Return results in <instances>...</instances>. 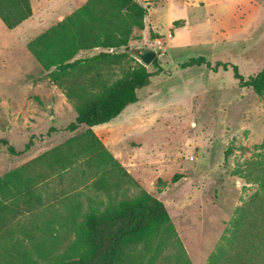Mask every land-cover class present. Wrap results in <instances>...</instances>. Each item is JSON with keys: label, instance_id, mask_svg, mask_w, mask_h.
<instances>
[{"label": "rangeland", "instance_id": "rangeland-1", "mask_svg": "<svg viewBox=\"0 0 264 264\" xmlns=\"http://www.w3.org/2000/svg\"><path fill=\"white\" fill-rule=\"evenodd\" d=\"M85 1L32 0L30 23L9 31L0 21V140L17 152L0 145V176L86 130H67L75 112L26 47ZM137 1L148 14L144 30L134 32L129 46L156 51L157 65L147 67L155 75L138 92V103L93 132L138 184L121 177L117 193L133 198L144 191L159 200L189 264H206L235 209L257 190L240 174L264 163V151L255 148L264 139V99L240 87L231 69L182 65L204 57L211 66L238 67L245 78L259 73L264 68V0ZM89 157L81 153L64 163L37 166L38 193L56 221H68L75 211L79 224L90 201L105 208L107 196L91 187L98 168L85 164ZM106 177L114 182L112 170ZM158 264H166L163 257ZM171 264H176L174 255Z\"/></svg>", "mask_w": 264, "mask_h": 264}, {"label": "trees", "instance_id": "trees-1", "mask_svg": "<svg viewBox=\"0 0 264 264\" xmlns=\"http://www.w3.org/2000/svg\"><path fill=\"white\" fill-rule=\"evenodd\" d=\"M32 14L30 0H0V21L9 31ZM147 14L148 9L137 0H87L27 43L29 54L75 112L67 130H86L0 176V264H158L161 257L171 264L173 255L176 264H189L159 200L144 191L133 198L117 193L121 177L135 187L138 184L93 132L94 127L111 122L138 103V92L147 88L155 75L130 54L120 52L129 46L136 30H144ZM93 50L99 52L78 57ZM203 65L213 70L231 69L240 87L250 88L264 99V68L245 78L238 67L219 62L211 66L204 57L191 58L182 67ZM0 145L17 154L6 140H0ZM255 148L264 151V139ZM81 153H90L86 165L108 167L103 173L96 170L91 186L96 193L105 194L108 202L99 210L90 201L79 224L74 221L75 211L68 221H56L48 213L50 204L38 193L37 166L64 163ZM111 170L113 183L106 177ZM240 176L257 190L235 209L206 264H264V163L248 166ZM42 218L46 221L39 224Z\"/></svg>", "mask_w": 264, "mask_h": 264}, {"label": "water", "instance_id": "water-1", "mask_svg": "<svg viewBox=\"0 0 264 264\" xmlns=\"http://www.w3.org/2000/svg\"><path fill=\"white\" fill-rule=\"evenodd\" d=\"M120 52L128 53L133 58L137 59L143 66H150L156 59V51L148 48H131L130 46L124 47Z\"/></svg>", "mask_w": 264, "mask_h": 264}, {"label": "crops", "instance_id": "crops-1", "mask_svg": "<svg viewBox=\"0 0 264 264\" xmlns=\"http://www.w3.org/2000/svg\"><path fill=\"white\" fill-rule=\"evenodd\" d=\"M85 2H86V1H85ZM85 2H84V3H85ZM30 3H31V8H32V13H33V14H32V16H31L28 20H26L25 22H23L21 25L26 24V23H30V22L32 21V18H33V16H34V8H33V5H32V0H30ZM84 3H83V4H84ZM83 4H82V5H83ZM82 5H81V6H82ZM81 6H80V7H81ZM78 8H79V7H78ZM62 20H63V19H62ZM62 20H60V21H62ZM60 21H58V22H60ZM58 22H57V23H58ZM55 24H56V23H55ZM55 24H54V25H55ZM52 26H53V25H52ZM47 29H48V28H47ZM47 29H46V30H47ZM44 31H45V30H44ZM44 31H42V33H43ZM93 51H98V52H99V50H93ZM89 52H91V51H89ZM85 53H87V52H85ZM78 57H80V56H78ZM64 99H65V97H64ZM68 105H69V104H68ZM70 107H71V106H70Z\"/></svg>", "mask_w": 264, "mask_h": 264}]
</instances>
